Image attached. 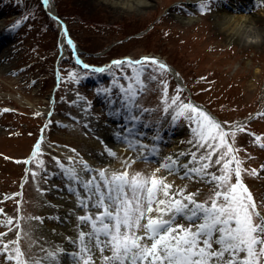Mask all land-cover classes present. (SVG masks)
<instances>
[{
    "label": "rangeland",
    "instance_id": "rangeland-1",
    "mask_svg": "<svg viewBox=\"0 0 264 264\" xmlns=\"http://www.w3.org/2000/svg\"><path fill=\"white\" fill-rule=\"evenodd\" d=\"M218 1L227 7H223L222 16L241 19L242 13L243 18H261L264 24L262 6L254 7V2L248 6L241 0ZM145 2L140 8H127L111 0H50L49 9H55L66 22L82 54L81 60L84 57L88 62L109 63L123 55L153 56L172 64L191 92L176 86L179 80L174 82L172 74L149 64L140 75L142 90L145 88L141 98L133 101L125 92V96L118 94L117 100L103 94L99 99L94 95L97 88L86 84L94 81L88 74L81 75L82 71L73 69L67 50L58 59L57 23L45 13L40 0H0V201L18 188L25 173L21 203L18 192L17 202L9 199L0 204V233H6L0 236V248L8 244V251L0 250V264H16L8 257L15 254L17 246L10 242L17 240L29 264L37 260L41 264H81L74 255L81 247L79 234L90 232L91 227L78 217L94 216L98 209L78 206L77 194L85 197L86 190L67 177L64 169L71 168L70 160L59 155L60 147L104 162L114 157L107 151L115 148L108 144L110 141L128 147L133 134L155 139L159 144L155 149L157 158L165 162L171 157L179 165L172 174L162 169L157 175L173 185V192L196 193V199L203 202L216 185L209 177L201 179L195 173L185 176L183 165L198 167L199 157L207 150L195 143L194 124L186 116L173 123L179 104L193 95L226 120L230 129H237L246 121L253 130L264 131V116L254 122L248 119L264 104V36L257 44L250 39L239 41L236 34L232 36L230 30L221 29L216 23L217 3L212 4V0ZM202 4L207 7L202 8ZM56 64L65 77L58 86L53 83ZM128 71L134 74L123 65L119 74L123 76ZM132 85L134 89L141 88ZM84 86L87 87L83 89ZM175 96L179 99L172 104ZM128 124L136 125L130 134L125 133ZM36 136L40 151L34 170L26 173L25 161ZM255 138L249 132H240L234 144L240 149L237 153L243 169L241 177L264 216V151L257 149L261 145ZM92 140L99 146L92 145ZM125 151L133 156L137 149ZM192 153L196 154V161ZM130 165L132 170H142L134 172L143 174L159 168L156 162L140 158H132ZM220 168L212 163L207 171L220 175ZM253 170L255 174H251ZM79 174L84 181L92 178L88 173ZM66 197L71 204H67ZM8 218L13 221L11 225L3 223ZM176 223L187 221L178 217ZM48 253L56 255L51 257ZM105 255L111 253L95 250L94 264H105Z\"/></svg>",
    "mask_w": 264,
    "mask_h": 264
},
{
    "label": "snow or ice",
    "instance_id": "snow-or-ice-1",
    "mask_svg": "<svg viewBox=\"0 0 264 264\" xmlns=\"http://www.w3.org/2000/svg\"><path fill=\"white\" fill-rule=\"evenodd\" d=\"M201 7L206 8L207 5L202 4ZM112 64L131 67L134 75L129 79L140 85V90L143 86L140 75L147 65L168 70L166 64L152 57L135 61L115 60ZM83 67L87 69L89 65ZM105 70L94 69L96 72ZM126 91L134 101L137 90L133 85L129 84ZM178 99V96L172 97V104H176ZM181 116H186L194 124L192 132L197 146L207 150L199 157L198 167L183 165L185 176L195 173L201 179L209 177L216 185L209 199L201 202L196 199V193L173 192V185L165 177L157 175L162 169L172 174L179 166L178 161L171 157L149 175L130 172V163H125L123 171L110 173L107 169L98 170V176L87 181L82 180L75 168L64 169L71 181L86 190L85 197L77 194L78 206L98 209L94 216L78 217L82 223H90L91 227L90 232L79 234L81 247L74 255L79 257L81 264H94L93 254L97 249L101 253L106 250L111 253L102 257L105 264H261L264 259V216L257 211L252 194L241 178L243 169L235 155L238 149L234 147L236 132L225 131L212 116L191 103L179 104L173 119ZM237 130L244 131L243 128ZM256 139L259 141L260 137ZM129 147L133 144L130 143ZM35 150L38 153L39 143ZM107 151L115 156L111 150ZM214 155L216 159L213 161ZM192 157L196 161L195 153ZM79 163L83 165L84 172L91 171L86 161ZM212 163L221 166L220 175L207 171ZM251 174H255V170ZM233 177L235 182H232ZM178 217L185 219L187 224L176 223ZM3 223L11 225L13 221L8 218ZM4 235L6 233H0V236ZM10 243L17 246L15 254L8 259L15 260L16 264H29L18 240ZM0 250L8 251V244H3ZM48 255L55 257L56 253ZM34 264H41V261Z\"/></svg>",
    "mask_w": 264,
    "mask_h": 264
},
{
    "label": "bare ground",
    "instance_id": "bare-ground-1",
    "mask_svg": "<svg viewBox=\"0 0 264 264\" xmlns=\"http://www.w3.org/2000/svg\"><path fill=\"white\" fill-rule=\"evenodd\" d=\"M41 1H43L46 9L48 10L49 5H50V0H47V3H45V0H41ZM231 1H234V0H231ZM241 1H243L244 4L248 5V6H250V2H254V7L256 5H258V6H262L264 8V0H241ZM111 2L118 4V5L120 3L121 5H123L124 7H127V8H135V7L140 8L141 5L146 4L145 0H135V1L134 0H111ZM212 2H213L212 4H214V5H215V3H217L215 5L216 6L215 11H216V13L218 12L217 16H216L217 17L216 23L219 25V27L221 29L230 30L233 34L232 36H234V34H236L237 39H239V41H247L250 39V41H252V42L255 41V43H257V44H258V42H260L259 40L261 39L262 36H264V24H261V18H256V17L248 16V15L243 18L242 13H240L241 19L234 18V17H231V18L228 17L227 18L225 16H222L223 15L222 12L224 9L223 7L227 8L225 2H219L218 0H212ZM226 3H228V0L226 1ZM245 9L249 10L248 7ZM53 11L54 10H51V9L49 10L50 13L54 14ZM241 11H243V10H241ZM57 28L59 29V25L57 26ZM64 38H65V35L63 32V35L61 34V36H60V48H59L60 55H62L65 51L66 40ZM74 43H75V49H76V51L80 57L82 54L79 53V49L76 45L75 40H74ZM60 55L58 56V59L61 58ZM82 60L86 61L84 57H82ZM158 61L162 62V60H158ZM101 66H103L106 70L104 72H100V73H103L106 76H109V77L114 78L116 80H118L120 78V75H119L120 69L113 68L112 65H110L109 63H105ZM168 66H169V69L171 70V72L173 74H176V71L174 70V68L170 65H168ZM101 77L103 78V75H101ZM191 102L195 103V106L198 105V103L194 102L193 100H191ZM128 127L129 128L131 127L130 128L131 131L134 129V127L131 124H128L126 126V128H128ZM135 136L136 135L133 134V136L129 138L130 143L133 144V147H129V144H128V147H126L124 145V147L120 146L121 147L120 148L119 146H117L115 144V141H110L108 144L110 146L112 145L113 147H115V148H113V153H115V156L113 158H110L108 161H104V162L103 161L102 162L101 161H95V159L90 157V155L89 156H85V155L82 156L77 151L74 152L71 149L63 151V149H64L63 147H60L61 150L58 149V152H59V155L62 156L63 158L64 157L67 159L72 158L71 160L69 159L70 160V163H69L70 167L75 168L77 170V172L81 171L82 175H84L85 173H88L89 176H91V175H93L92 172H94V170H95L94 174H96V173H98V170H101V169H107V170H109L110 173L123 171L124 167H125V163L131 164L132 158H140L141 155H143L144 153H147L148 150H151V149L153 150L152 147L158 145V142L156 140H152V139L148 140V138H146L145 140H138ZM124 141H126V139ZM90 143L94 146H97V145L99 146V144L96 143V141L92 140ZM113 144H115V145H113ZM122 144H124V143H122ZM141 145L144 146L143 149H141ZM125 148L129 149V150H132L133 148H135V149H137V151L135 154H133V156H131L130 153H127L125 151ZM121 150H122V152H121ZM154 153H157V152L155 151ZM81 160L87 162V164L90 166L91 171L84 172L82 170L83 165L81 163H79ZM128 170L130 172L142 171V170H132L131 167ZM151 173L152 172H149V173H146L145 175H149ZM24 175H25V173H24ZM96 176H98V175H96ZM24 195H25V193L24 194L22 193V197H24ZM65 200L67 201V204H71L69 197H66ZM70 236H71V234H69L68 237H70ZM64 248L68 249L69 247L64 246Z\"/></svg>",
    "mask_w": 264,
    "mask_h": 264
}]
</instances>
